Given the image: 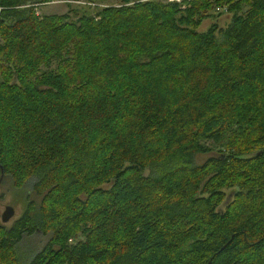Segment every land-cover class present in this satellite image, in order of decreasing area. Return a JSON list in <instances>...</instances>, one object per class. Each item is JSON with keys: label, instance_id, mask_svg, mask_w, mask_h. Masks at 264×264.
<instances>
[{"label": "trees", "instance_id": "16d2710c", "mask_svg": "<svg viewBox=\"0 0 264 264\" xmlns=\"http://www.w3.org/2000/svg\"><path fill=\"white\" fill-rule=\"evenodd\" d=\"M51 1L0 0V264H264V0Z\"/></svg>", "mask_w": 264, "mask_h": 264}, {"label": "rangeland", "instance_id": "374dc122", "mask_svg": "<svg viewBox=\"0 0 264 264\" xmlns=\"http://www.w3.org/2000/svg\"><path fill=\"white\" fill-rule=\"evenodd\" d=\"M132 1V0H129ZM122 0H92V1H51L45 4H39L36 7V13L39 16H49V15H67V20L69 22H75L77 19L85 15H95L96 11L108 7V6H118L122 4ZM216 11L212 17L208 18L202 23L199 30H205L212 24L216 22L220 27H225L229 22L230 16L223 13L222 15L217 14ZM216 152L199 155L195 157V164H202L206 158L210 156H216ZM145 175L148 174V170L144 171ZM35 179H30L26 181L21 189H14L11 186L9 178L2 177L0 178V214L3 212L6 206L13 209V216L5 223L0 221V226L8 229L13 221L18 219L23 211L26 209L28 203H33L34 209L30 211L32 215H37L39 213V205L42 199V196L37 195L33 190V184ZM47 241V237L43 236L41 233H35L32 236H23L21 242L17 247V257H22L27 259L32 257V255L43 248L44 243Z\"/></svg>", "mask_w": 264, "mask_h": 264}, {"label": "water", "instance_id": "95a60500", "mask_svg": "<svg viewBox=\"0 0 264 264\" xmlns=\"http://www.w3.org/2000/svg\"><path fill=\"white\" fill-rule=\"evenodd\" d=\"M13 216V209L11 207L6 206L3 212L0 214V221L2 223L7 222Z\"/></svg>", "mask_w": 264, "mask_h": 264}, {"label": "built area", "instance_id": "2783aa9c", "mask_svg": "<svg viewBox=\"0 0 264 264\" xmlns=\"http://www.w3.org/2000/svg\"><path fill=\"white\" fill-rule=\"evenodd\" d=\"M171 1H175V2H177V3H181V2L184 1V0H171Z\"/></svg>", "mask_w": 264, "mask_h": 264}]
</instances>
